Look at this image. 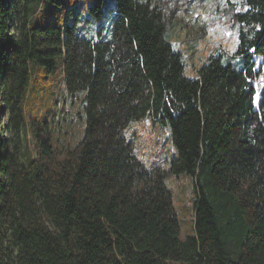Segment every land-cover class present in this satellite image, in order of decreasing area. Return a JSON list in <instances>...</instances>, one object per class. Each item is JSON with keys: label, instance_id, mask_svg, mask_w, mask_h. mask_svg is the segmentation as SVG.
<instances>
[{"label": "trees", "instance_id": "16d2710c", "mask_svg": "<svg viewBox=\"0 0 264 264\" xmlns=\"http://www.w3.org/2000/svg\"><path fill=\"white\" fill-rule=\"evenodd\" d=\"M104 1L0 0V264H264V0L239 2L235 51L192 76L161 0H116L91 37L66 20ZM79 97L83 132L60 144ZM149 115L171 128L169 170L127 137ZM170 171L194 180L186 234Z\"/></svg>", "mask_w": 264, "mask_h": 264}, {"label": "rangeland", "instance_id": "374dc122", "mask_svg": "<svg viewBox=\"0 0 264 264\" xmlns=\"http://www.w3.org/2000/svg\"><path fill=\"white\" fill-rule=\"evenodd\" d=\"M10 1V0H6ZM241 0H161L167 12L168 37L175 46L180 49L187 63V74L196 75L198 68L204 60L211 54L220 53L223 50L233 53L238 42V26L239 22L235 17V12L239 7ZM116 8V0H105L103 19L97 20L92 15L90 8L74 9L66 15V20L70 22L75 20V16H79L77 21V31L83 33L84 29L90 31H98L101 28H110L109 11ZM85 33V32H84ZM86 36L87 33H85ZM261 64V57L256 56V68ZM60 65H58V69ZM30 90L35 89L36 81L33 80ZM255 84L259 91L264 85V64L262 65V73L255 79ZM61 94L67 96L65 87L62 86ZM39 92V91H37ZM58 92V93H60ZM31 96V95H30ZM46 98L47 95L43 94ZM56 96H52L53 100ZM72 107L74 120L63 128L61 125H53L58 132L65 131L64 135L56 137L64 142H71L78 138L83 132V118L78 110H81V97L77 99ZM31 113L37 107L36 102L31 100ZM63 104V98L60 97L57 103L45 106H51L49 109L54 114V118L61 121V113L57 106ZM1 111V110H0ZM3 113L6 112L4 109ZM30 113V112H28ZM30 113V115H31ZM76 117V118H75ZM6 120V118H5ZM2 120L1 123H5ZM55 121V120H54ZM128 139L133 141L136 154L142 159L148 168L153 166H162L169 170L172 160L175 156V145L172 139L171 128L162 121L155 120L152 116H146L138 120H133L126 129ZM4 135H9L8 131ZM57 136V135H56ZM24 141L26 142L25 135ZM167 184L172 192L174 206L177 210L181 221L183 234L189 232L193 225L194 218V201L196 192L194 180L191 174H176L172 171L168 173Z\"/></svg>", "mask_w": 264, "mask_h": 264}]
</instances>
